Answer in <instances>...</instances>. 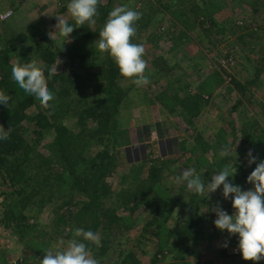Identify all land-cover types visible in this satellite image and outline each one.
Masks as SVG:
<instances>
[{
  "label": "trees",
  "instance_id": "16d2710c",
  "mask_svg": "<svg viewBox=\"0 0 264 264\" xmlns=\"http://www.w3.org/2000/svg\"><path fill=\"white\" fill-rule=\"evenodd\" d=\"M28 1L25 6L23 0L13 4L14 12L21 13L14 16V21L0 20V89L11 96L8 105H0V125L10 129L9 138L0 141V177L1 181L13 185V191L1 202L5 222H10L18 232L39 227L37 223H29L30 219L25 215L24 208L28 202L39 204L43 197L50 201L57 196L59 201L51 203V214L52 219L61 226L59 236L71 239L77 227L96 233L98 242L86 243L99 264H168V253L172 254L173 260L169 264H190L183 260L184 253L195 254L193 245H198L212 236L201 227L205 216L212 218L215 214L211 210L202 213L199 204L200 201L209 203V199H197L193 193H189L187 199L169 194L159 180L161 167L155 163L149 164L145 178L149 181L150 193L144 196L142 202L148 211V219L142 226V232L131 241L132 244L124 248L120 247V236L130 225V220L128 222L125 216L117 213L118 208L104 205L113 193L118 205L124 202L127 206L131 196V191L116 194L105 181V177L112 173V168L116 167L122 151L117 150L115 144L121 127L123 99L126 98L120 82L123 76L109 55L105 53L103 57H99L101 53L98 50H90V44L98 38L108 13L115 8L113 0H107L104 4L99 1V14L95 24L77 26L70 34L73 41L63 45L61 49L60 44L55 43L41 28L39 19L36 20L34 15H26V9L30 5L40 2V7L44 8L46 3L43 0ZM167 1H159L158 8L161 13L181 0H175L174 3ZM262 2L263 0H253L252 9L257 11L255 6ZM67 3L68 0H50V4L55 7L52 18L57 24L61 19L74 23L67 13ZM218 10V3H213L212 0H186L179 17L185 24L207 30L210 26L219 24L212 15ZM177 11H180L179 8H174L173 12ZM14 25L20 27L15 28ZM141 25L137 28H142ZM152 35L154 34L151 33ZM137 40L132 38L133 43ZM32 59H36L44 67L46 84L54 94L48 109L41 108L31 96L19 89L11 76L13 64L17 61L29 62ZM262 62L264 63V57ZM251 81L242 84L232 76L227 85L229 90L239 92L236 104L243 109L247 105L242 98L250 91L248 85ZM172 101L175 109L176 106L181 108L179 114H185L190 122L199 115L202 101L206 102V99L201 95L191 97L187 94L180 98L174 97ZM69 119L72 120V125L67 126L65 122ZM262 129L257 124L252 131ZM47 131L53 134L52 140L46 145L48 155H53L56 160L50 161L49 157L40 152L38 144ZM242 133L248 136L249 129L242 126ZM195 139L202 141L201 135H195ZM243 141L245 140L242 139ZM177 143L181 149L187 147L185 141ZM148 146L151 147L152 144L146 143V147ZM253 146L252 154L257 156L261 152L260 147ZM92 147L96 149L92 151ZM191 150L193 151V146L189 148V152ZM152 152L149 150V153ZM215 160V166L225 161ZM235 160L240 176L235 183L242 187L256 165H247L240 157ZM260 160L264 158H258L257 163ZM212 164L206 167V174L215 170ZM47 165L46 171L41 173L44 180L40 177L38 180L37 174ZM204 179L209 181L206 177ZM217 192L218 199L223 200L220 190L217 189ZM73 193L82 194L83 198L75 200ZM225 201L227 206H231L230 200ZM172 215L177 216V221L173 227H167L166 220ZM151 237L157 239V247L149 253L140 243ZM223 238L228 244L226 250L232 253L238 244L237 237L232 239L226 233L224 237L221 235V240ZM35 240L30 237L28 242L35 244ZM226 250L220 251L224 253ZM146 254H149V259L144 263L140 256ZM182 260L183 263H180ZM243 261L244 264H254L251 260ZM256 264H264V259Z\"/></svg>",
  "mask_w": 264,
  "mask_h": 264
},
{
  "label": "rangeland",
  "instance_id": "374dc122",
  "mask_svg": "<svg viewBox=\"0 0 264 264\" xmlns=\"http://www.w3.org/2000/svg\"><path fill=\"white\" fill-rule=\"evenodd\" d=\"M19 1L22 2L0 0L1 21H14V16L21 14L19 11L16 14L13 9V4ZM43 1L46 7H40L41 3L37 1V4L26 9L25 14L39 19L41 28L50 35L55 26L52 18L55 7L50 4V0ZM99 1L103 4L107 2ZM159 1L163 3L165 0H113L112 3L113 7L127 4L142 13L136 22V33L132 38L138 39L136 43L144 46V59L147 61L145 74L149 78V83L143 86H136L129 78L123 77L120 80L126 98L123 99L121 127L115 145L117 150L122 151L116 167L112 168V173L105 177V181L116 194L131 191V196L127 206L124 202L118 205L113 193L104 205L118 208L117 213L125 216L127 221L130 220V225L120 236L121 248L132 244L131 241L142 232V226L148 219V211L142 202L144 196L150 193L149 181L145 178L149 164L155 163L161 167L159 180L169 194L187 199V195L192 192L186 190L183 183H176L173 179L183 170L194 167L197 173L210 181L211 176L225 165L231 164L234 167L235 158L240 157L248 163L245 154L254 148L253 145L260 147L261 152L257 157L264 158V0L262 4L255 6L257 11L252 9L253 0H212L219 6V10L212 14L219 24L212 25L207 30L199 26L192 27L180 19L186 0H181L163 13L158 8ZM167 2L170 3L169 0ZM28 3V0H23V6ZM174 8H179L180 11L174 13ZM139 24H142V28H137ZM17 27L20 25L15 28ZM151 33L154 35L151 36ZM90 50H97L95 40L91 42ZM99 57H103V54ZM232 76L242 84L252 80L248 85L250 91L242 98L247 105L245 109L236 104L239 92L227 87ZM187 94L191 97L201 95L206 99V102L202 101L199 115L190 122L185 114H179L181 108L176 106L175 109L172 101L174 97L180 98ZM65 123L70 126L72 120ZM257 124L263 129L252 131ZM242 126L249 129L248 136L242 133ZM195 135H201L202 141L195 139ZM52 137L53 134L47 131L38 144L40 152L49 157L50 161L56 160L53 155H48L46 146ZM242 139L245 141L242 142ZM177 141H185L187 147L181 149ZM146 143H151L152 146L146 147ZM192 146L193 151L189 152ZM223 148L230 151L221 158L219 152ZM95 149L92 147V151ZM149 150L153 152L149 153ZM223 159V163L214 165L213 160L217 162ZM208 164H212L215 170L206 174ZM47 167L48 165L41 168L40 174H37L38 180ZM236 169L234 183L240 177L238 168ZM250 187L251 184L246 183L244 186L243 183L241 188L247 190ZM12 188L13 185L1 181L0 177V264H40L46 252L63 250L70 240L59 236L61 226L52 219L51 203L59 199L55 196L46 201L39 195L41 203L28 202L24 208L25 215L29 217V223H37L39 227L18 232L10 222H5L2 214L4 207L1 202L13 191ZM72 195L75 200L83 198L82 194ZM218 196L216 191L211 194L209 203L200 201L202 212L205 207L211 210L216 202H222L221 207L231 213L232 207L227 206L225 200L218 199ZM196 197L202 198L198 195ZM176 217L172 215L165 225L173 227ZM214 218L215 215L212 218L205 216L201 227L212 236L193 245L195 254L184 253L183 260L190 264H244L238 247L232 253L226 250L227 247H223L225 241L224 238L221 240V235L224 237L227 232L212 226ZM30 237L36 239L35 244L28 242ZM231 238L235 239L236 236L232 235ZM140 245L152 253L156 250L157 239L151 237L149 240H142ZM223 249L226 252L220 251ZM171 255H166L168 264L173 261ZM140 257L145 263L149 254Z\"/></svg>",
  "mask_w": 264,
  "mask_h": 264
},
{
  "label": "clouds",
  "instance_id": "9594fccd",
  "mask_svg": "<svg viewBox=\"0 0 264 264\" xmlns=\"http://www.w3.org/2000/svg\"><path fill=\"white\" fill-rule=\"evenodd\" d=\"M98 2L99 0H68L67 13L74 23L61 19L58 24L55 22L49 35L53 40L59 41L60 49L73 41L74 38L70 34L77 26L95 24L99 14ZM141 16L140 11L130 8L127 4L113 8L96 39L97 50L101 54L109 55L116 63L121 76L131 79L136 86L149 83L145 74L147 61L144 59V46L132 42L136 33V22ZM11 76L19 89L31 96L41 108L51 107L49 102L54 99V94L46 84L44 67L36 59L29 62L17 61L12 66ZM10 100L11 96L0 89V105L6 106ZM9 135L10 129L0 125V141L7 140ZM229 151L228 148H223L219 156L223 158ZM245 155L249 165H256L246 177V183L251 184L247 190H242L240 185L234 183L237 169L236 165L233 167L231 164L218 170L208 182L194 167L183 170L173 179L176 183H183L186 190L202 197L203 200H210L211 194L217 189L220 190L223 200L230 199L233 209L231 213L224 210L219 202L213 205V224L218 230L226 231L229 236L235 235L242 259L251 260L256 264L264 259V160L257 163L258 157L252 154V149ZM207 211L209 208L206 207L204 212ZM86 242L97 243V234L77 227L66 248L55 253L46 252L40 264H99ZM227 246L225 242L223 247Z\"/></svg>",
  "mask_w": 264,
  "mask_h": 264
},
{
  "label": "built area",
  "instance_id": "2783aa9c",
  "mask_svg": "<svg viewBox=\"0 0 264 264\" xmlns=\"http://www.w3.org/2000/svg\"><path fill=\"white\" fill-rule=\"evenodd\" d=\"M13 264H19L18 262H14Z\"/></svg>",
  "mask_w": 264,
  "mask_h": 264
}]
</instances>
